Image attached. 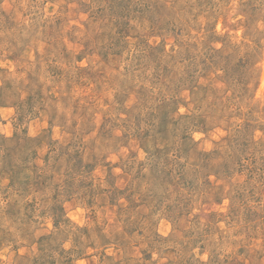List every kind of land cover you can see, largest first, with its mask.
Masks as SVG:
<instances>
[{"label": "rangeland", "instance_id": "rangeland-1", "mask_svg": "<svg viewBox=\"0 0 264 264\" xmlns=\"http://www.w3.org/2000/svg\"><path fill=\"white\" fill-rule=\"evenodd\" d=\"M0 264H264V0H0Z\"/></svg>", "mask_w": 264, "mask_h": 264}]
</instances>
